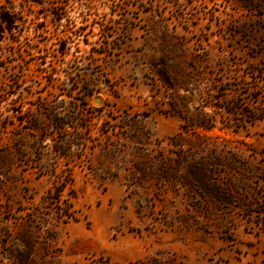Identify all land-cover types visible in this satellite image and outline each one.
<instances>
[{
  "label": "rangeland",
  "instance_id": "1",
  "mask_svg": "<svg viewBox=\"0 0 264 264\" xmlns=\"http://www.w3.org/2000/svg\"><path fill=\"white\" fill-rule=\"evenodd\" d=\"M0 264H264V0H0Z\"/></svg>",
  "mask_w": 264,
  "mask_h": 264
},
{
  "label": "trees",
  "instance_id": "2",
  "mask_svg": "<svg viewBox=\"0 0 264 264\" xmlns=\"http://www.w3.org/2000/svg\"><path fill=\"white\" fill-rule=\"evenodd\" d=\"M1 22L5 23L6 25L9 24V20L7 17H5L4 15H2L1 17ZM3 31V29H2ZM261 115H254L252 109H246L244 110V119L243 122H246L247 124H254L258 119H261ZM64 191V187L60 188L57 192L58 197H60L62 195ZM57 197V198H58Z\"/></svg>",
  "mask_w": 264,
  "mask_h": 264
}]
</instances>
